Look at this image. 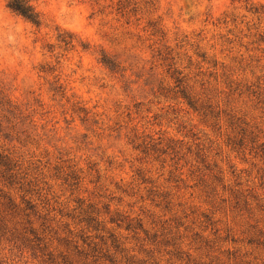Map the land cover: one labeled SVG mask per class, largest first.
Returning <instances> with one entry per match:
<instances>
[{"label": "rangeland", "instance_id": "obj_1", "mask_svg": "<svg viewBox=\"0 0 264 264\" xmlns=\"http://www.w3.org/2000/svg\"><path fill=\"white\" fill-rule=\"evenodd\" d=\"M7 1L0 152L25 174L49 250L71 264H264V0H28L40 26ZM0 264L52 263L5 236Z\"/></svg>", "mask_w": 264, "mask_h": 264}, {"label": "trees", "instance_id": "obj_2", "mask_svg": "<svg viewBox=\"0 0 264 264\" xmlns=\"http://www.w3.org/2000/svg\"><path fill=\"white\" fill-rule=\"evenodd\" d=\"M7 7L13 12L19 14L35 26L41 25L39 13L29 3L28 0H8ZM70 40L64 41L69 44L73 40L70 35ZM63 40V39H62ZM100 62L110 70H115L118 66L113 59H110L105 54L101 57ZM176 74L175 82L177 83V92L179 97L192 109L197 110L196 101H194L187 93L186 88L183 87V80ZM6 110L15 118L21 119L22 112L16 107L6 102ZM146 148V147H145ZM149 150V149H145ZM162 153H165L162 152ZM26 186L25 174H21L20 167L8 154L0 152V240L7 236V241L14 244L19 243L20 246L29 249L33 253H41L47 258L49 263L71 264V260L66 253H55L49 250L48 239L45 235L44 224L35 228L31 222V214L35 213V205L27 197V191L24 190ZM14 191L20 193L19 202L16 201ZM95 222V219H87V224ZM113 223V220H111ZM97 225V223H95ZM138 229H141V223H136ZM134 228L131 221L126 223V230ZM96 229V228H94ZM40 230V233H39ZM84 242L85 240L82 239ZM108 258L107 256H103ZM110 261V260H109Z\"/></svg>", "mask_w": 264, "mask_h": 264}]
</instances>
